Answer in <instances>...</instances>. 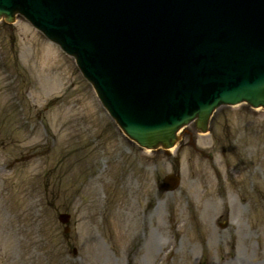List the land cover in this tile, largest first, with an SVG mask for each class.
Listing matches in <instances>:
<instances>
[{"label": "rangeland", "instance_id": "rangeland-1", "mask_svg": "<svg viewBox=\"0 0 264 264\" xmlns=\"http://www.w3.org/2000/svg\"><path fill=\"white\" fill-rule=\"evenodd\" d=\"M55 47L0 21V264H264V111L222 107L146 151Z\"/></svg>", "mask_w": 264, "mask_h": 264}, {"label": "water", "instance_id": "water-1", "mask_svg": "<svg viewBox=\"0 0 264 264\" xmlns=\"http://www.w3.org/2000/svg\"><path fill=\"white\" fill-rule=\"evenodd\" d=\"M49 3H50V9H56V10L63 7L64 5V2L62 0H59L58 3H56L54 0H49ZM203 7L209 8V6L206 4L203 5ZM38 9L39 6L36 4V0H0V19L4 18L7 22L12 23L16 18V14L20 13L24 16L25 15L29 16V18L34 21L35 19L32 17L30 13L37 16ZM217 16H219L218 13ZM40 20L46 24V22L43 19ZM235 22L239 23L236 20ZM35 24L43 29V25L41 23L35 22ZM240 31L241 29L239 27V32ZM212 34L213 33H209V36H211ZM49 38L52 37L49 36ZM121 44L126 45V43L123 41L121 42ZM67 50L70 51L69 48H67ZM73 55H77V54L74 53ZM176 55L178 56L179 53H177ZM201 69L203 68L201 67ZM100 73L104 74L102 71H100ZM252 79L255 80L254 84L243 88V89L250 88V91H247V94L250 97L249 99H244V100H246L252 107L255 108L264 107V73H260L258 75L254 74V77ZM100 80L104 81V78L101 77ZM255 87H260V88L257 89ZM106 103L111 107V104L110 102H108V100ZM221 104H233V103L221 102ZM216 107L217 106L214 105L212 107H208L204 112L197 113L196 127L200 131L207 132L209 127L210 117ZM120 108H121V104L119 103L114 104L115 110ZM191 113L192 111H188V114ZM115 115L117 116V114ZM192 120L193 119L183 123V118H180V121L182 123L180 125L177 126L174 125L172 127L171 124L173 125L175 124V122H172L171 124L166 123L168 125V131H164L162 127H152V125L149 123L142 124V122L138 123L129 118H126L124 113H123V117L117 116V121L122 127L124 133L132 140L137 142L141 147L146 149H158L160 147H163L164 149L167 150L173 147L179 140V137L177 136L178 130L185 124L190 123ZM165 182L167 184L166 188L169 190H173L178 186L179 179L173 176H168L165 179ZM62 220L65 221L66 217L62 216Z\"/></svg>", "mask_w": 264, "mask_h": 264}]
</instances>
